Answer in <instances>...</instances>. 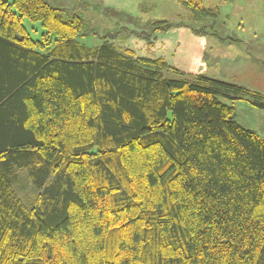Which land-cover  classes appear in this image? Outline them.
Here are the masks:
<instances>
[{
  "label": "trees",
  "instance_id": "1",
  "mask_svg": "<svg viewBox=\"0 0 264 264\" xmlns=\"http://www.w3.org/2000/svg\"><path fill=\"white\" fill-rule=\"evenodd\" d=\"M85 3L123 16L0 0V264H264V138L220 100L264 97L116 44L226 40L219 7L180 0L177 21L99 34Z\"/></svg>",
  "mask_w": 264,
  "mask_h": 264
},
{
  "label": "rangeland",
  "instance_id": "2",
  "mask_svg": "<svg viewBox=\"0 0 264 264\" xmlns=\"http://www.w3.org/2000/svg\"><path fill=\"white\" fill-rule=\"evenodd\" d=\"M86 1L91 5L111 7L123 14L109 20L101 17L98 11L85 3L82 15L92 23L99 34L124 27L133 31H149L153 21H177L186 13L181 7L180 0ZM203 3L205 6L219 7L220 23L223 25L217 27L214 32L222 38H227L226 40L211 36L210 29H206V35L200 36L193 32V27H174L169 31L155 32L152 45L145 39H138L135 36L126 37L116 44L121 51L128 47L137 55L163 57L170 66L183 71L186 75L200 73L243 86L264 97V0H203ZM24 24L33 38H37L42 32L38 23L25 21ZM150 40L152 41V38ZM82 42L96 46L100 44L97 37L93 36ZM165 75L181 77L172 73ZM220 100L234 107L235 120L241 126L264 138L263 108L255 107L248 98L235 101ZM24 192H19V195L27 199L30 197L29 193L33 195V190H30L29 186Z\"/></svg>",
  "mask_w": 264,
  "mask_h": 264
}]
</instances>
